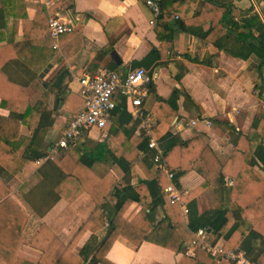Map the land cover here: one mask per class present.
I'll list each match as a JSON object with an SVG mask.
<instances>
[{
  "label": "crops",
  "instance_id": "obj_1",
  "mask_svg": "<svg viewBox=\"0 0 264 264\" xmlns=\"http://www.w3.org/2000/svg\"><path fill=\"white\" fill-rule=\"evenodd\" d=\"M19 1L17 15L5 16L7 24L0 46L21 41L27 35L30 39L37 38L39 45L43 43L42 50H47L48 54L52 50V56L45 59L39 70L18 58L9 59L3 66L7 76L26 89V95L22 91L24 99H21L26 104L15 113L21 124L17 140L20 152L47 153L43 158L29 161L16 174L9 170L4 172L12 197L28 215L18 257L38 263L42 251L29 243L43 226L51 227L69 244L97 207L91 195L83 191L73 177L64 174L63 171L73 172V163L58 161L66 149L58 142L69 119L75 115L69 108H63L64 96L58 106V84L51 83V80L57 72L65 69L67 76L63 83L67 86L66 93L78 95L82 76L104 69L126 72L140 67L134 62L142 61L152 49L160 48L157 25L162 22L157 20L151 24L154 15L144 0H74L73 9L65 8L64 1H60V6L58 0ZM54 4L58 8L56 12L51 11ZM168 4L170 22L180 28L175 30L173 49L166 53V57L148 67L142 66L148 70L156 89V94L143 101L142 108L153 117V134L162 142L154 129L159 125L165 107L155 95L169 99L173 90L179 89L178 111L160 134L172 131L183 139L202 135L219 160L226 162L234 148L229 125L248 133L255 116L262 110L256 91H264L261 82L264 51L261 54L259 47H252V40L245 42L241 38L260 36L264 40V0H177ZM38 9L44 12L48 21L55 14L73 25L72 32L62 35L59 51L50 47L48 30L45 34L37 25ZM222 10L227 11L228 18L222 27L211 32L215 40L224 35L219 38L223 48H219L205 34L211 19L220 20ZM182 25H186L189 31ZM10 113L8 108L1 106L0 98V115L9 116ZM215 118L221 123L214 122ZM198 119L200 121L193 125L192 121ZM140 122L144 132L142 119ZM122 127L117 116H112L104 129L85 132L90 139L87 146L93 150V155L100 157L93 166L95 171L100 175L111 171L117 178L137 186L148 178L146 171L138 163L132 164L128 171L124 170L114 160L120 158L125 149L116 137ZM96 143L100 144L97 148ZM203 182V176L196 170H189L179 178L180 186L189 193ZM220 200L221 192L211 186L188 201L185 198L188 208L191 209L190 205L194 207L192 213L195 215L216 208ZM139 209L140 205L134 203L126 215L131 218ZM161 216L157 211L156 219ZM108 232V225L96 232L88 230L78 241L75 251L80 252L86 247L89 258L92 257ZM211 241L222 240L212 234ZM257 246L248 257L264 264V249L260 244ZM183 255H187L183 248L177 253L150 242L138 247L126 237L119 236L107 257L114 264H178ZM0 264L7 263L0 259Z\"/></svg>",
  "mask_w": 264,
  "mask_h": 264
},
{
  "label": "trees",
  "instance_id": "obj_2",
  "mask_svg": "<svg viewBox=\"0 0 264 264\" xmlns=\"http://www.w3.org/2000/svg\"><path fill=\"white\" fill-rule=\"evenodd\" d=\"M60 1H64L65 8L73 9L74 0H58L57 3L61 6ZM169 1L175 3L177 0H160L161 14L158 20L162 23L157 25L160 48L152 49L142 61L134 62L135 66L148 67L153 62L165 58L166 53L173 49L175 30L178 27L170 22ZM19 4V0H0V42L3 40L4 28L7 24L5 16L17 15ZM221 5L226 8L225 4ZM57 10L54 4L51 11ZM21 17H24V14L21 13ZM227 18V11L222 10L220 20L211 19L208 23L210 24L207 28L208 33L205 34L207 39L219 48H223L219 38L224 35H220L218 40H215L211 37V32L222 27ZM36 21L46 34L48 19L41 9H38ZM181 27L189 31L186 25ZM42 36L44 38L45 35ZM241 40L245 42L252 40L254 42L252 47H259L261 54L264 51V40L260 36L256 38L249 36ZM49 43L52 47L51 38ZM42 44H38L37 38L30 39L25 35L21 41L0 46L1 106L11 112L9 116L0 115V259L7 264H114L108 259L107 254L119 236L126 237L138 247L144 242H150L179 253L201 227L212 230L214 237L220 238L223 246L228 250L244 248L250 256V253L258 247L257 244L264 249L263 109L255 116L248 133L228 124L234 148L228 160L221 162L202 135L183 139L172 131L160 134L178 111L177 102L181 91L175 88L169 99L155 95L165 107V110L161 111L159 125L154 129L162 141L163 160L168 168L178 169L176 172L178 179L189 170H196L203 176L204 182L185 197L187 201L209 186L220 191L221 200L216 208L195 215L192 213L194 207L190 205L187 220L180 206L170 202L166 191L169 184L167 171L154 161V152L149 148V135L142 131L140 119L132 116L128 98L117 91L113 96L116 105L112 110V116H117V122L123 126L121 131L120 129L117 131L116 137L125 149L121 157L114 160L127 171L132 164L138 163L146 171L148 178L139 185L133 186L124 179L117 178L111 171L100 175L93 167L100 157L93 155V150H89L87 144L90 139L84 133L76 145H69L65 149L58 161L73 163L71 169L73 172H63L73 177L77 185L91 195L97 204L96 209L69 244H66L51 227L43 226L29 243L42 251L40 261L32 263L20 259L18 251L24 239L28 215L12 197V190L4 177V172L9 170L12 174H16L29 161L43 158L47 153L28 152V150L20 152L17 140L20 137L21 124L20 118L15 117V113L26 104L21 102V99H24L22 91H24L23 95H26V89L10 79L3 66L9 59L18 58L31 68L39 70L45 59L48 60L52 56V50L48 54L47 50H42ZM43 58L44 60L41 61ZM66 76L65 69H61L51 83L58 84V106L61 97L64 96L63 108H69L76 115L84 100L80 93L78 95L66 93L67 86L63 83ZM261 79L264 87L263 70ZM152 94H156L153 81L148 84L147 97ZM142 109L146 112L144 107ZM214 122L221 123L216 118ZM99 146V143L95 144V148ZM227 177L234 179L232 185L227 184ZM134 203L139 204L140 209L129 218L126 213ZM157 211L162 214L160 219H156ZM105 225L109 226V232L92 257L89 258V250L86 247L80 252L75 251L78 241L85 232L88 230L96 232ZM178 264H229V262L224 258L214 257L199 245L195 256L183 255Z\"/></svg>",
  "mask_w": 264,
  "mask_h": 264
},
{
  "label": "built area",
  "instance_id": "obj_3",
  "mask_svg": "<svg viewBox=\"0 0 264 264\" xmlns=\"http://www.w3.org/2000/svg\"><path fill=\"white\" fill-rule=\"evenodd\" d=\"M152 9L155 24L161 14L160 0H144ZM48 26L49 37L52 40V47L59 51L62 35L72 32L74 27L71 23L62 20L58 15H51ZM152 81L148 70L145 67H137L126 72L100 70L92 75H85L79 78V93L83 97L82 108L67 124L60 138L58 145L67 148L70 144H76L85 132L92 129L102 130L112 117V110L115 108L113 99L114 93L119 92L130 100V112L133 116L142 119L143 129L149 135V148L154 152V161L159 167L165 168L169 178L166 187L170 202L180 206L184 215L189 213L185 197L189 194L187 189L180 186L176 178L177 170L168 168L163 160V149L161 142L153 134V117L146 114L143 109V101L148 96V84ZM264 111V91H256ZM200 120L192 121L196 125ZM228 185L234 183V179H226ZM212 230L205 227L199 228L194 233V238L185 243L183 249L185 254L194 256L199 245L216 258H224L229 264H258L248 257L243 248L228 250L223 246V241L212 242Z\"/></svg>",
  "mask_w": 264,
  "mask_h": 264
},
{
  "label": "water",
  "instance_id": "obj_4",
  "mask_svg": "<svg viewBox=\"0 0 264 264\" xmlns=\"http://www.w3.org/2000/svg\"><path fill=\"white\" fill-rule=\"evenodd\" d=\"M115 54V53H114Z\"/></svg>",
  "mask_w": 264,
  "mask_h": 264
}]
</instances>
